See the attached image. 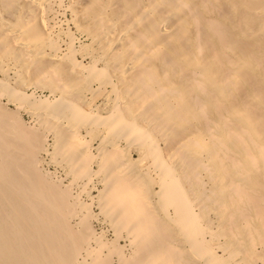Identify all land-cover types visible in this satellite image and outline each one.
Segmentation results:
<instances>
[{
  "label": "bare ground",
  "instance_id": "bare-ground-1",
  "mask_svg": "<svg viewBox=\"0 0 264 264\" xmlns=\"http://www.w3.org/2000/svg\"><path fill=\"white\" fill-rule=\"evenodd\" d=\"M0 264H264V0H0Z\"/></svg>",
  "mask_w": 264,
  "mask_h": 264
},
{
  "label": "rangeland",
  "instance_id": "rangeland-1",
  "mask_svg": "<svg viewBox=\"0 0 264 264\" xmlns=\"http://www.w3.org/2000/svg\"><path fill=\"white\" fill-rule=\"evenodd\" d=\"M75 36L78 37V38L81 39V40L83 39V36H80V35H78V34H76ZM81 37H82V38H81ZM28 90H29V92H30L32 89H31V88H27V89H26V92H28ZM36 91H37V92H36ZM29 92H28V93H29ZM34 92H35V94H37V95H39V96H41V97H44V96H46V94H47V91H46V90H41V89H36V90H34ZM42 93H43V94H42ZM47 95H48V94H47ZM22 115H23V116H22ZM24 115H25V114L22 113V114H21V117H22L23 120L27 121L28 118H27L26 115H25V116H24ZM24 118H27V119H24ZM92 140H94V141L92 142ZM94 142H95V139H91V142H90V143H94ZM50 168L52 169V167H49V169H48L49 172L52 171ZM96 226H98V227H96ZM92 227H94L95 230L100 229V228H99L100 225H99L98 223H93V222H92ZM98 231H99V230H98Z\"/></svg>",
  "mask_w": 264,
  "mask_h": 264
}]
</instances>
